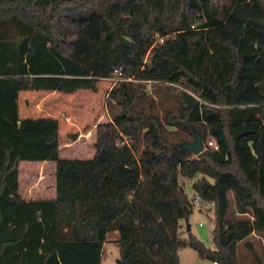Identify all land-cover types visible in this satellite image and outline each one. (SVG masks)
Segmentation results:
<instances>
[{
  "label": "trees",
  "instance_id": "trees-1",
  "mask_svg": "<svg viewBox=\"0 0 264 264\" xmlns=\"http://www.w3.org/2000/svg\"><path fill=\"white\" fill-rule=\"evenodd\" d=\"M118 72L92 159L60 157L58 119L20 117L22 91H96ZM263 109L264 0H0V264H102L115 231L117 264H181L186 247L239 264L264 234ZM192 127L197 155L175 145ZM25 161L55 162L54 198H23ZM180 176L216 202V250L182 237Z\"/></svg>",
  "mask_w": 264,
  "mask_h": 264
},
{
  "label": "rangeland",
  "instance_id": "rangeland-1",
  "mask_svg": "<svg viewBox=\"0 0 264 264\" xmlns=\"http://www.w3.org/2000/svg\"><path fill=\"white\" fill-rule=\"evenodd\" d=\"M79 7H66L68 16H74L80 12ZM115 83L108 79L100 81L96 91L81 89L74 93L46 92V91H22L19 96V114L20 117H45L47 112L57 115L60 119L69 115V125L61 126L60 129V157L63 159H92L95 155V142L97 138L96 127L101 122L110 121V114L107 109L108 93ZM145 90L150 95H155L153 86L147 84ZM159 106L171 107L174 98L169 94L159 96ZM162 112V111H161ZM262 141H261V158L264 159V109L262 111ZM192 138L190 141H193ZM28 166L35 168L36 171L45 170L47 175L45 185L47 189L54 188L55 193L56 181V164L53 161H47L46 169L43 170L42 162L25 161L20 163L22 169L21 185L24 189L28 181L35 180L36 177L28 175ZM52 167V168H51ZM38 180V178H37ZM179 181L188 193L190 199L195 194L192 191V181L180 176ZM202 224V225H201ZM182 237L188 238L189 234L195 235L209 249L216 250L217 245L213 239V230L215 228V208L203 209L193 206V211L188 219L181 220ZM190 226L191 230H188ZM114 234L108 236V241L104 249V259L102 264H117L116 259L119 257L118 246L111 241ZM250 241L252 248L246 247L245 243ZM237 259L239 264H264V234H253L247 240L238 243ZM182 264H214L212 260L199 257L198 253L189 248H184L181 254Z\"/></svg>",
  "mask_w": 264,
  "mask_h": 264
},
{
  "label": "crops",
  "instance_id": "crops-1",
  "mask_svg": "<svg viewBox=\"0 0 264 264\" xmlns=\"http://www.w3.org/2000/svg\"><path fill=\"white\" fill-rule=\"evenodd\" d=\"M19 104H20V102H19ZM19 108H20V106H19ZM69 115L70 114H67V115L64 116V119H60L57 115L50 114L49 112H47V114H46L45 117H52V118L58 119V121H59V127L61 129V126L66 127V126L69 125L67 123L70 120ZM23 118H27V117H22V119ZM38 118H41V117H38ZM46 164H47V162H42V165H43L42 168H43V170H44V168L46 169ZM28 168H29L28 169V175L30 177H36V179L35 180L28 181V183L26 184V188L23 191V188H22V185H21L22 169L20 168V175H19V178H20V192H21L23 198H25L26 200H33V199H38V198H49V199L50 198H54L56 196V181H55V184H54L55 185V193L53 194L52 193V190L54 188L52 187V188H49V190H48L47 189V186L45 185V183H46L45 179L47 177V175L45 174V170L42 172V169H40L39 171H36L35 168H32L30 166H28ZM37 178H38V180H37ZM111 233L112 232H110L108 234V236ZM114 235L115 236H114V238L111 239V241H113L116 244V240H118L119 234H118V236H116V234H114ZM108 236H107V241L109 240L108 239ZM106 243H105L104 248H103V259H104V249H105ZM183 250L184 249H182L180 251V254H179V256H180V263L181 264H182L181 254H182ZM103 259H102V263H103Z\"/></svg>",
  "mask_w": 264,
  "mask_h": 264
},
{
  "label": "built area",
  "instance_id": "built-area-1",
  "mask_svg": "<svg viewBox=\"0 0 264 264\" xmlns=\"http://www.w3.org/2000/svg\"><path fill=\"white\" fill-rule=\"evenodd\" d=\"M121 76H122L121 72H118L117 75H115V76H113L111 78H108V80H111V81H113V83H116L118 80L122 79ZM126 80H132V79L129 78V79H126ZM147 82L150 84L152 81L148 80ZM208 145L213 147L216 150L218 149V146L216 145L215 141H213V140H210L208 142ZM191 202H192L193 206H198V207L203 208V209H211V208H215V206H216V202L215 201L205 199V198L201 197L200 195H195L191 199ZM214 264H219V263L218 262H214Z\"/></svg>",
  "mask_w": 264,
  "mask_h": 264
},
{
  "label": "water",
  "instance_id": "water-1",
  "mask_svg": "<svg viewBox=\"0 0 264 264\" xmlns=\"http://www.w3.org/2000/svg\"><path fill=\"white\" fill-rule=\"evenodd\" d=\"M195 139L193 141H182L175 143V145L184 150H191L195 155L203 152L205 150V144L203 142L202 134L195 127H192ZM190 230V226H188Z\"/></svg>",
  "mask_w": 264,
  "mask_h": 264
}]
</instances>
